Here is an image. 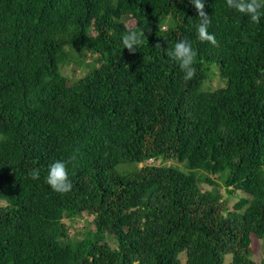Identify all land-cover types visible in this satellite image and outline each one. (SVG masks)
Listing matches in <instances>:
<instances>
[{
  "label": "trees",
  "instance_id": "obj_1",
  "mask_svg": "<svg viewBox=\"0 0 264 264\" xmlns=\"http://www.w3.org/2000/svg\"><path fill=\"white\" fill-rule=\"evenodd\" d=\"M205 12L218 46L192 0H0V264H264V16ZM185 39L189 81L166 55Z\"/></svg>",
  "mask_w": 264,
  "mask_h": 264
},
{
  "label": "clouds",
  "instance_id": "obj_2",
  "mask_svg": "<svg viewBox=\"0 0 264 264\" xmlns=\"http://www.w3.org/2000/svg\"><path fill=\"white\" fill-rule=\"evenodd\" d=\"M229 8L235 9L239 13L245 14L250 18L253 24H259L261 17L264 16V0H226ZM192 5L198 13L199 25L197 27L198 38L202 42H208L213 46H218L214 34L208 32L211 24V18L205 12V0H192ZM144 32L131 30L121 36V42L124 49L134 52L143 43ZM166 55L178 63L180 70L183 72V79L189 81L196 75L197 68V50L187 39L177 42L173 48L166 51ZM75 157L69 158L71 163ZM39 172L32 175V179H39ZM46 183L51 189L58 193H67L72 188V182L69 179L67 164L64 161L57 160L49 165L46 176Z\"/></svg>",
  "mask_w": 264,
  "mask_h": 264
},
{
  "label": "rangeland",
  "instance_id": "obj_3",
  "mask_svg": "<svg viewBox=\"0 0 264 264\" xmlns=\"http://www.w3.org/2000/svg\"><path fill=\"white\" fill-rule=\"evenodd\" d=\"M132 24H133V21H129L127 23L128 26H131ZM85 65H86V63H85ZM63 73H64V75H66L68 77V79L70 81H76L86 73V67L76 69L75 66H72V67L66 68ZM210 86H211V90H215V89L223 86V84H221V82H219L218 78H216L215 80H213V82H211ZM222 193L224 196H226V193L224 192V190H222ZM237 200H238V198H236V197H233L231 199L229 206H228V208L230 210H233L234 204L237 203ZM88 219L90 221V218H88ZM69 225L71 226V234L79 232L82 235L85 232L87 223L85 221V218L80 216V217L74 219L73 221H70ZM89 229H91V230L94 229V226L92 224H90ZM253 249L254 250H253V254H252V259L256 263H259L263 257V242L261 240L254 239ZM230 261H231V257L227 256L226 264H229Z\"/></svg>",
  "mask_w": 264,
  "mask_h": 264
}]
</instances>
